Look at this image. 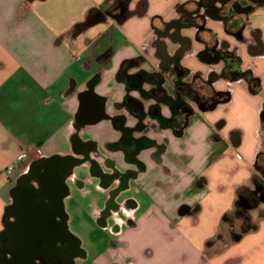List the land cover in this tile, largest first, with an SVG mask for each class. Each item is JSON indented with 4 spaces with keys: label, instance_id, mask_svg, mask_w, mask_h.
I'll use <instances>...</instances> for the list:
<instances>
[{
    "label": "crops",
    "instance_id": "0c3cea01",
    "mask_svg": "<svg viewBox=\"0 0 264 264\" xmlns=\"http://www.w3.org/2000/svg\"><path fill=\"white\" fill-rule=\"evenodd\" d=\"M118 1L0 0V242L6 222L15 218L8 209L20 175L43 172L50 158L79 160L97 148L104 159L92 161L91 172L106 203L94 224L108 230L120 200L126 216L89 263L264 264V179L254 167L263 144L264 0H232L247 23L244 43L220 21L207 20L219 41L237 48L242 68L260 78L261 89L252 93L242 79L228 85L220 78L214 86L230 91L228 101L203 111V119L189 117L179 133L151 130L156 143L132 157L118 143L136 122L124 104L122 66L129 72L157 67L160 47L172 55L185 37L180 64L205 75L210 68L196 54L212 37L201 32L202 42L194 27L172 23L179 5L193 0H127L121 17L93 16ZM100 22L113 26L105 31L95 26ZM164 23L166 36L159 32ZM251 29L260 32L261 48L254 51L246 48ZM233 106L249 110L250 130ZM162 111L169 114L167 104ZM78 143L93 146L86 153ZM16 157H23V169L6 177L1 171Z\"/></svg>",
    "mask_w": 264,
    "mask_h": 264
},
{
    "label": "flooded vegetation",
    "instance_id": "af4514ba",
    "mask_svg": "<svg viewBox=\"0 0 264 264\" xmlns=\"http://www.w3.org/2000/svg\"><path fill=\"white\" fill-rule=\"evenodd\" d=\"M109 3L94 11L93 16L100 15L103 18L106 16L115 18L123 16L127 0ZM178 14L179 18L174 22L172 21L174 25L176 24V28L194 27L196 29L195 38L202 42L204 40L200 36L201 32L211 35L212 42L205 41L203 48L196 54L199 60L208 65L210 69L204 75L200 70L191 71L180 64V56L189 40L185 37H175L177 30L173 33V38L181 40L180 49L174 54L168 55L160 47L161 59L157 67H152L150 70L136 69L129 72L128 64L125 63V66H122L120 73L125 77L124 104L136 120L133 126L123 129L121 139L118 142L119 147L124 149L127 156H134L143 145L156 143L157 140L148 135L151 130L171 128L176 133L183 130L189 115L193 113L192 105L197 106L194 101L195 97H215V92H221L230 97L229 90L215 88L214 82L220 78L227 80L228 85L242 79L252 93H257L261 89L260 78L253 75L250 68H242L243 59L238 54L237 48H231L224 40L219 41L212 29L207 26L208 18L220 21L225 33L238 41L246 42V38L242 37V31L247 23L240 19L238 15L239 6L236 2L232 0H193L179 5ZM168 30V24L164 23L159 32L166 36ZM249 35L252 42L246 43V48L253 51L261 48L259 46L261 45L259 30L251 29ZM206 91L208 93H205ZM148 99H150V103L146 107L145 102ZM166 104L169 107L168 115L162 113V108ZM165 142L164 136L160 142H157L160 149L165 147ZM92 146L89 143H78L77 149L87 153ZM97 159H104V155L95 160ZM13 195L14 199L8 209V215H13L15 218L6 222L3 231L0 242V264H4V262L14 264L17 259L22 258L14 259V253L10 246L14 245V235L17 234L16 230L18 229L17 224L21 221V208H17L18 201H20L19 191L13 192ZM105 212L107 213V211ZM70 242V240L59 242L56 240L53 244L51 257H47L45 252L42 257L35 258L32 264H80L78 260L85 258V251L82 254L77 251L75 254ZM107 264L120 263L116 260Z\"/></svg>",
    "mask_w": 264,
    "mask_h": 264
},
{
    "label": "rangeland",
    "instance_id": "374dc122",
    "mask_svg": "<svg viewBox=\"0 0 264 264\" xmlns=\"http://www.w3.org/2000/svg\"><path fill=\"white\" fill-rule=\"evenodd\" d=\"M95 26H104L106 31L112 28L113 25H106V23L100 22ZM192 106L193 113L190 114L189 117L196 114L203 119L204 115L201 114L203 111H201L195 104ZM230 110L232 112H238L241 120L247 121V126L250 130L249 121L251 120V117L249 110L240 111L236 106H233ZM244 112L247 114L246 116L244 115ZM262 139L263 155H261L262 157L259 159L260 164L264 162V130L262 131ZM100 156H103L102 151L96 148V150L91 151V153L79 157L78 164L74 167L73 173L67 178L69 193L64 199V208L67 214V227L68 230L80 240L81 247L87 254L85 259L78 260L80 264H88L103 252L112 237L111 233L115 231L117 224H119L124 216H126L120 200V203L117 201L118 208L112 210L108 230H101L94 224L96 217L106 203L103 192L105 189L101 187L100 179L93 177L91 172L92 161ZM87 163H89V165ZM72 177L74 178L72 179ZM76 178L83 181V188H80L74 180ZM110 196L111 192H109V197ZM18 202V207H16L21 208L22 204L20 201ZM20 210L22 212L21 221L17 224L20 235H14V245H10L14 253V259L22 257L23 259H26V262L31 257L38 258L43 252L47 253V257H51L52 252L49 249L51 248V240L45 239L38 241L34 239L36 235H33L32 230H30L23 218L26 215L27 210L25 213H23L25 207ZM56 238L59 242L60 239H58V237ZM45 249L49 250L44 251ZM125 264H128V262L125 261Z\"/></svg>",
    "mask_w": 264,
    "mask_h": 264
},
{
    "label": "water",
    "instance_id": "95a60500",
    "mask_svg": "<svg viewBox=\"0 0 264 264\" xmlns=\"http://www.w3.org/2000/svg\"><path fill=\"white\" fill-rule=\"evenodd\" d=\"M46 162L47 165L43 172H38L35 168L30 173L22 174L13 187L14 192L19 191L21 209L25 207L23 213L27 210L23 217L24 221L32 230L33 235H36L34 239L38 241L51 240V248H49L51 251H53V244L58 237L59 241L70 240L75 254L77 251L82 254L84 250L80 246V240L68 230L63 202L64 197L69 193L65 179L71 173L72 167L78 163V159L69 158L58 164L54 158H50ZM32 181L36 185L32 184ZM16 232L19 234L18 229ZM44 253L40 254V257ZM34 259L31 257L25 262L26 259L21 258L17 259L14 264H32ZM4 264L8 263L4 262Z\"/></svg>",
    "mask_w": 264,
    "mask_h": 264
},
{
    "label": "trees",
    "instance_id": "16d2710c",
    "mask_svg": "<svg viewBox=\"0 0 264 264\" xmlns=\"http://www.w3.org/2000/svg\"><path fill=\"white\" fill-rule=\"evenodd\" d=\"M205 93H208V91H206ZM214 95L215 97H195L194 101L197 104V107L201 111H206V110L212 109L218 103L226 102L229 99L227 94H224L221 92H215ZM260 119H261V130L263 131L264 130V108L262 109ZM261 155H263L262 150H260L256 156L254 167H255V171L259 173V175H261V178L264 179V162L262 164L259 163V159L260 157H262Z\"/></svg>",
    "mask_w": 264,
    "mask_h": 264
},
{
    "label": "built area",
    "instance_id": "2783aa9c",
    "mask_svg": "<svg viewBox=\"0 0 264 264\" xmlns=\"http://www.w3.org/2000/svg\"><path fill=\"white\" fill-rule=\"evenodd\" d=\"M37 153H40V150L37 149ZM22 158L23 157H16L12 162H10L8 165H6L1 173L5 175L6 177H10L13 175H17L21 173L23 167H22Z\"/></svg>",
    "mask_w": 264,
    "mask_h": 264
}]
</instances>
